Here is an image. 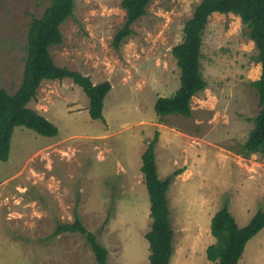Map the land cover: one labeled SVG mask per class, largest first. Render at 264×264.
I'll use <instances>...</instances> for the list:
<instances>
[{
	"label": "rangeland",
	"instance_id": "374dc122",
	"mask_svg": "<svg viewBox=\"0 0 264 264\" xmlns=\"http://www.w3.org/2000/svg\"><path fill=\"white\" fill-rule=\"evenodd\" d=\"M123 0H73L62 24L63 43L50 55L60 68L108 82L103 116L89 118L88 100L69 79L43 81L27 107L57 129L54 138L14 129L10 154L0 162V264H97L80 234H52L72 223L107 250V264H148L149 201L140 156L159 133L155 163L160 180L175 171L166 193L173 230L169 264H212L210 219L228 200L239 228L264 211V156L244 159L240 146L259 112L251 83L260 77L257 52L233 15L213 14L202 35L200 72L206 89L191 99L190 118L158 122L153 105L179 87L171 49L202 0H151L133 35L116 52ZM47 1H0V90H18L32 19ZM105 127V129L103 128ZM211 240V241H210ZM239 264H264V229L246 245Z\"/></svg>",
	"mask_w": 264,
	"mask_h": 264
},
{
	"label": "trees",
	"instance_id": "16d2710c",
	"mask_svg": "<svg viewBox=\"0 0 264 264\" xmlns=\"http://www.w3.org/2000/svg\"><path fill=\"white\" fill-rule=\"evenodd\" d=\"M38 1H47L49 6L40 18L32 19L29 25L21 84L13 95L0 90V162L3 163L9 159L15 128L22 127L47 138L58 135V129L50 121L27 107L36 100L43 81L71 80L88 100L89 118L104 123L103 101L111 90L110 84L103 82L93 85L88 77L57 67L50 55L52 47L63 43L60 27L72 15L73 0ZM150 2L121 1L120 8L125 12V20L113 36L114 51L117 52L120 45L133 35L131 26L146 15ZM215 13L237 16L257 52L255 62L260 65V77L250 85L256 92L259 112L238 155L244 159L253 154L264 156V0H202L195 7L191 18L183 26L181 43L171 49L179 69V87L171 96L156 99L153 106L155 116L160 123L169 116L191 117V99L207 87L200 72L202 35L209 17ZM158 139L159 133L155 132L140 156V172L148 195L151 219L150 230L144 238L148 244V264H169L173 254V230L166 193L173 179L182 172L175 171L163 180L158 178L154 153ZM228 205V200L224 199L220 209L210 219L209 232L214 243L205 249V258L212 264H239L247 243L264 229V211L258 210L247 225L239 228ZM76 233L85 237L96 263L107 264V250L96 236L85 229L76 212L72 223L57 225L52 236Z\"/></svg>",
	"mask_w": 264,
	"mask_h": 264
},
{
	"label": "crops",
	"instance_id": "0c3cea01",
	"mask_svg": "<svg viewBox=\"0 0 264 264\" xmlns=\"http://www.w3.org/2000/svg\"><path fill=\"white\" fill-rule=\"evenodd\" d=\"M103 105H104V101H103ZM154 106V105H153ZM103 108H104V106H103ZM104 117V116H103ZM104 123H105V127L107 126L108 128L107 129H109V126H108V122H107V119L104 117ZM105 127H103L104 129H105ZM141 166V165H140ZM140 166H139V168H140ZM213 216V215H212ZM211 241V240H210ZM214 243V240L213 241H211V244H213ZM210 244V245H211Z\"/></svg>",
	"mask_w": 264,
	"mask_h": 264
},
{
	"label": "bare ground",
	"instance_id": "6f19581e",
	"mask_svg": "<svg viewBox=\"0 0 264 264\" xmlns=\"http://www.w3.org/2000/svg\"><path fill=\"white\" fill-rule=\"evenodd\" d=\"M215 14H217V13H215ZM218 15H221V14H218ZM230 15V14H229ZM235 17H237V16H235ZM238 18V17H237Z\"/></svg>",
	"mask_w": 264,
	"mask_h": 264
}]
</instances>
